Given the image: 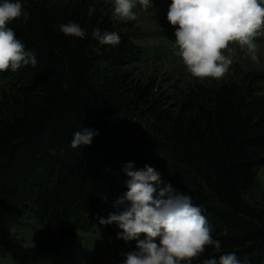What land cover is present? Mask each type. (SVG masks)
<instances>
[{"label": "trees", "instance_id": "obj_1", "mask_svg": "<svg viewBox=\"0 0 264 264\" xmlns=\"http://www.w3.org/2000/svg\"><path fill=\"white\" fill-rule=\"evenodd\" d=\"M162 2L143 11L152 22L137 8L125 22L112 0H22L29 22L8 26L38 63L0 73V264H121L136 241L99 218L127 191L129 162L202 208L221 252L207 246L192 264L230 252L264 264V68L230 44L223 78L193 77L174 54L175 29L158 18ZM70 21L84 40L60 32ZM95 28L120 44L99 46ZM255 42L264 47V33ZM82 127L99 135L72 149Z\"/></svg>", "mask_w": 264, "mask_h": 264}, {"label": "clouds", "instance_id": "obj_2", "mask_svg": "<svg viewBox=\"0 0 264 264\" xmlns=\"http://www.w3.org/2000/svg\"><path fill=\"white\" fill-rule=\"evenodd\" d=\"M112 16L116 21H136L134 9L139 5L148 10L153 0H112ZM96 11L93 4L88 11ZM28 23L30 14L22 0H0V73L37 66L36 54L27 49L8 25L20 20ZM167 20L175 26L178 55L193 77L205 80L223 78L233 63L234 48H239L257 61L255 38L264 33V0H171ZM65 36L86 38V30L78 23L58 26ZM99 46L116 47L120 35L116 32L92 31ZM97 54L100 48L96 49ZM98 130L82 127L73 134L72 149L90 146ZM54 154V153H53ZM123 172L127 191L116 200L113 212L99 218V224L115 225L117 238L136 241L135 249L121 253V264H192L207 246L221 252V241L214 239L212 229L201 207L192 196L178 192L163 180L162 174L145 164L136 169L134 162L126 163ZM203 264H241L235 252L222 253Z\"/></svg>", "mask_w": 264, "mask_h": 264}, {"label": "rangeland", "instance_id": "obj_3", "mask_svg": "<svg viewBox=\"0 0 264 264\" xmlns=\"http://www.w3.org/2000/svg\"><path fill=\"white\" fill-rule=\"evenodd\" d=\"M170 3H171V0H163L162 5H161L162 6L161 13L158 16V18L160 20H164V22L170 27V29L171 28L175 29V26L170 25V23L167 20V13H168V8H169ZM137 10L143 14H146L148 16V19L149 20L151 19V22L153 21L154 18L151 14V11L144 13L143 12L144 9L142 7H140L139 5L137 6ZM150 16H151V18H150ZM258 49H259V51H258L259 59L257 61H253L249 55H246L247 59H248L247 62H248V65L251 67L258 66L260 68H264V47L258 46ZM242 58H243V55L241 56V59ZM156 66H158V64ZM156 66L151 65L150 68L152 69ZM258 180L262 185H264V167L259 169V171H258Z\"/></svg>", "mask_w": 264, "mask_h": 264}, {"label": "water", "instance_id": "obj_4", "mask_svg": "<svg viewBox=\"0 0 264 264\" xmlns=\"http://www.w3.org/2000/svg\"><path fill=\"white\" fill-rule=\"evenodd\" d=\"M61 235L67 239H71V238H74L75 234L71 231H68V230H62L61 231Z\"/></svg>", "mask_w": 264, "mask_h": 264}]
</instances>
